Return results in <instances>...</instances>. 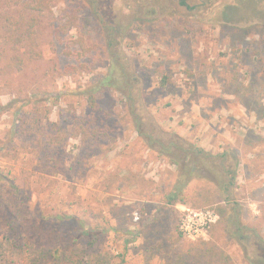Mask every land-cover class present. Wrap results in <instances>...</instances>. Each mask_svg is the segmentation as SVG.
<instances>
[{
	"label": "rangeland",
	"instance_id": "obj_1",
	"mask_svg": "<svg viewBox=\"0 0 264 264\" xmlns=\"http://www.w3.org/2000/svg\"><path fill=\"white\" fill-rule=\"evenodd\" d=\"M33 1L0 0V68L15 55L24 62L0 77V107H10L0 109V187L10 179L44 216L110 229L90 251L114 264L122 254L124 264H250L214 225L205 238H178L182 212L216 206L218 192L195 181L186 203L166 205L173 168L141 141L121 96L103 91L95 113L86 97L117 53L163 129L206 151L237 152L234 199L264 239V0H49L43 12L27 8ZM36 120L43 135L30 130ZM3 221L0 264H20L19 226Z\"/></svg>",
	"mask_w": 264,
	"mask_h": 264
},
{
	"label": "trees",
	"instance_id": "obj_2",
	"mask_svg": "<svg viewBox=\"0 0 264 264\" xmlns=\"http://www.w3.org/2000/svg\"><path fill=\"white\" fill-rule=\"evenodd\" d=\"M179 1L180 5L188 6L187 0ZM27 8L37 12L46 11L49 9V0H34L27 4ZM28 24L30 38L34 34L31 31L34 21ZM8 39L9 37L6 38ZM22 41L23 37L15 39L18 44ZM76 43L80 48L77 56H84L90 52L82 38ZM23 64L22 58L13 56L0 68V77L6 76L11 71L21 70ZM76 70L77 68L72 66L65 72L69 74ZM166 83L167 77H164L161 81L162 87ZM105 90H113L121 96L128 123L145 146L155 151L173 168L174 180L164 196V203L168 206L186 203L185 192L195 181L212 184L220 196V202L210 207L219 215L218 222L212 227L213 231L237 239L245 259L250 264H264V239L255 227L241 220L242 208L234 199L240 164L237 152L227 147L216 153L206 151L179 134L163 129L147 108L138 78L126 70V64L117 53L112 54L107 73L87 92L86 101L92 113L99 110V95ZM27 103L24 102L22 106ZM9 108V106L0 107L2 111H9ZM31 119L33 117L30 115L26 120ZM38 126L36 120L33 123L35 130L30 129L32 134L38 131L43 135ZM54 139L55 137L45 139V142L48 145L53 143ZM39 143L42 141L39 140ZM2 177L0 175V181ZM3 179L5 180L4 177ZM5 183V187H0V221L4 220L3 222L11 227L16 224L19 226L25 248L24 261L20 264H114V256L111 254H96L90 251L103 235L110 232V229L104 230L99 226H92L83 218L76 216L57 214L47 217L40 212H34L21 199L18 188L12 181L7 178ZM130 234L135 236L137 233ZM178 238H183L180 232ZM124 256L125 254L119 255L120 262L117 264H124Z\"/></svg>",
	"mask_w": 264,
	"mask_h": 264
},
{
	"label": "built area",
	"instance_id": "obj_3",
	"mask_svg": "<svg viewBox=\"0 0 264 264\" xmlns=\"http://www.w3.org/2000/svg\"><path fill=\"white\" fill-rule=\"evenodd\" d=\"M134 220H138V217L135 216ZM218 220L219 215L212 209H185L180 216L178 230L186 239L197 240L205 238Z\"/></svg>",
	"mask_w": 264,
	"mask_h": 264
}]
</instances>
